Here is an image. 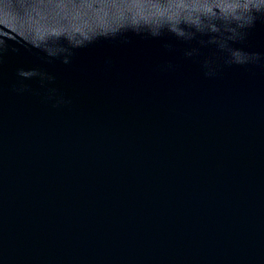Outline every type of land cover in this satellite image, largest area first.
Segmentation results:
<instances>
[{
  "label": "water",
  "instance_id": "water-1",
  "mask_svg": "<svg viewBox=\"0 0 264 264\" xmlns=\"http://www.w3.org/2000/svg\"><path fill=\"white\" fill-rule=\"evenodd\" d=\"M0 264H264V0H0Z\"/></svg>",
  "mask_w": 264,
  "mask_h": 264
}]
</instances>
